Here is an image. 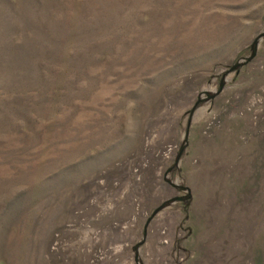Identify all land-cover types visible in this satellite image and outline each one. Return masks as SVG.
<instances>
[{
  "label": "rangeland",
  "instance_id": "rangeland-1",
  "mask_svg": "<svg viewBox=\"0 0 264 264\" xmlns=\"http://www.w3.org/2000/svg\"><path fill=\"white\" fill-rule=\"evenodd\" d=\"M0 264H264V0H0Z\"/></svg>",
  "mask_w": 264,
  "mask_h": 264
}]
</instances>
